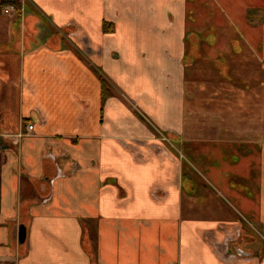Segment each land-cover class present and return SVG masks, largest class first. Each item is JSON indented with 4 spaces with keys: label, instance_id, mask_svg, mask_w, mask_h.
<instances>
[{
    "label": "crops",
    "instance_id": "1",
    "mask_svg": "<svg viewBox=\"0 0 264 264\" xmlns=\"http://www.w3.org/2000/svg\"><path fill=\"white\" fill-rule=\"evenodd\" d=\"M18 1L0 6V264H264V142L187 171L162 143L187 134L185 27L156 0Z\"/></svg>",
    "mask_w": 264,
    "mask_h": 264
},
{
    "label": "rangeland",
    "instance_id": "2",
    "mask_svg": "<svg viewBox=\"0 0 264 264\" xmlns=\"http://www.w3.org/2000/svg\"><path fill=\"white\" fill-rule=\"evenodd\" d=\"M178 1L156 0V23L166 29L185 27L187 134L181 140L172 132L160 136L182 155L187 171L192 155H238L264 142V0H182L180 17ZM222 194L221 201L237 204Z\"/></svg>",
    "mask_w": 264,
    "mask_h": 264
},
{
    "label": "trees",
    "instance_id": "3",
    "mask_svg": "<svg viewBox=\"0 0 264 264\" xmlns=\"http://www.w3.org/2000/svg\"><path fill=\"white\" fill-rule=\"evenodd\" d=\"M8 3L15 4L16 6L20 5L18 0H0V6H3ZM104 25H106V22H104ZM101 82H102V103L104 104L106 97L112 94V92L109 89L110 88L109 83L105 79H101Z\"/></svg>",
    "mask_w": 264,
    "mask_h": 264
},
{
    "label": "built area",
    "instance_id": "4",
    "mask_svg": "<svg viewBox=\"0 0 264 264\" xmlns=\"http://www.w3.org/2000/svg\"><path fill=\"white\" fill-rule=\"evenodd\" d=\"M4 10L7 12H10V11H15L17 9H16V6L14 4H12V5H7V7ZM33 128H34L33 124L28 125V129L32 130Z\"/></svg>",
    "mask_w": 264,
    "mask_h": 264
},
{
    "label": "water",
    "instance_id": "5",
    "mask_svg": "<svg viewBox=\"0 0 264 264\" xmlns=\"http://www.w3.org/2000/svg\"><path fill=\"white\" fill-rule=\"evenodd\" d=\"M25 236H26V231H25V227L22 226L20 228V231H19V239L23 242L25 240ZM241 252V251H240ZM243 253V252H241Z\"/></svg>",
    "mask_w": 264,
    "mask_h": 264
}]
</instances>
